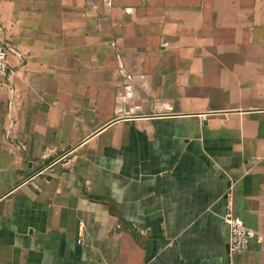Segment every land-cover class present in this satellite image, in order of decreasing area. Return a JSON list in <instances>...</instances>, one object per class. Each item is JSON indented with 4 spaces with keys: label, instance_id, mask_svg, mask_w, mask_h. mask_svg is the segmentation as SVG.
Wrapping results in <instances>:
<instances>
[{
    "label": "crops",
    "instance_id": "obj_1",
    "mask_svg": "<svg viewBox=\"0 0 264 264\" xmlns=\"http://www.w3.org/2000/svg\"><path fill=\"white\" fill-rule=\"evenodd\" d=\"M0 35V264H264V0H0Z\"/></svg>",
    "mask_w": 264,
    "mask_h": 264
},
{
    "label": "built area",
    "instance_id": "obj_2",
    "mask_svg": "<svg viewBox=\"0 0 264 264\" xmlns=\"http://www.w3.org/2000/svg\"><path fill=\"white\" fill-rule=\"evenodd\" d=\"M9 56L8 45L0 35V88L6 87L9 77ZM224 221L230 228V254L241 255L250 251L253 240L258 239L256 233L251 231L243 220L233 210H229L224 216ZM82 235L78 242L82 243Z\"/></svg>",
    "mask_w": 264,
    "mask_h": 264
}]
</instances>
